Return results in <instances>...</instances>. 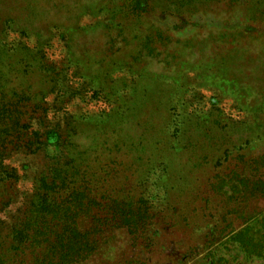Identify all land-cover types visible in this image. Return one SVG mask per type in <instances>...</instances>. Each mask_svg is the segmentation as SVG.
Here are the masks:
<instances>
[{"label":"rangeland","instance_id":"1","mask_svg":"<svg viewBox=\"0 0 264 264\" xmlns=\"http://www.w3.org/2000/svg\"><path fill=\"white\" fill-rule=\"evenodd\" d=\"M133 1L0 0L4 259L39 178L95 145L93 195L143 197L153 220L136 245L110 229L88 264H264L230 240L264 196L229 184L264 181V0Z\"/></svg>","mask_w":264,"mask_h":264},{"label":"trees","instance_id":"2","mask_svg":"<svg viewBox=\"0 0 264 264\" xmlns=\"http://www.w3.org/2000/svg\"><path fill=\"white\" fill-rule=\"evenodd\" d=\"M147 2L133 1L132 5L129 4V11L142 16L148 13ZM46 135L58 138L56 131H49ZM95 150L94 145L89 152L77 154L72 148L75 158L62 156L64 163L57 161L48 173L39 178L29 199L25 220L10 234V249L17 252L14 257H21V260H5L6 250H0V264H29L25 261L27 252L31 256V264H88L97 254L100 239L110 229H124L136 245L153 220L151 207L143 197L133 202L127 198L128 195L120 200L110 195L99 198L93 195L90 186L100 182L90 166V163H98ZM92 154L95 161H89ZM88 155V160L83 159ZM229 184L242 199L264 196V181L253 182L238 175ZM249 217V222L230 240L246 260L264 262V215ZM0 249H3L1 244ZM196 250L198 248L194 246L187 252L193 256ZM216 255V251L208 252L207 264H235L226 258H216ZM135 264L145 263L135 261Z\"/></svg>","mask_w":264,"mask_h":264}]
</instances>
